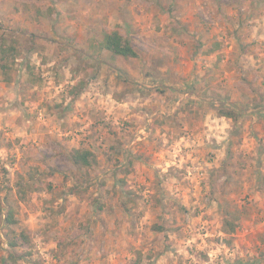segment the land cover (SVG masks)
Masks as SVG:
<instances>
[{"label": "rangeland", "instance_id": "obj_1", "mask_svg": "<svg viewBox=\"0 0 264 264\" xmlns=\"http://www.w3.org/2000/svg\"><path fill=\"white\" fill-rule=\"evenodd\" d=\"M1 37L0 264H264V0H0Z\"/></svg>", "mask_w": 264, "mask_h": 264}, {"label": "trees", "instance_id": "obj_2", "mask_svg": "<svg viewBox=\"0 0 264 264\" xmlns=\"http://www.w3.org/2000/svg\"><path fill=\"white\" fill-rule=\"evenodd\" d=\"M101 47L105 50L110 51L111 53L115 55H120L124 58H135L138 56L137 50L132 45L130 39L123 35L119 29H110L106 30L104 32V37L101 42ZM20 55V48L18 45V42L16 39L12 38H6L1 37L0 39V76L6 83H10L14 77V71L16 70V62ZM28 80H30L32 83H36L41 81V78L38 77L34 71V67L31 65H28ZM87 85L86 81L84 79H79L77 82L72 86L71 93L74 96H77L80 94L81 91L85 88ZM221 116H227L230 118L236 117V113L233 110H227L222 107V109L219 111ZM70 158L73 164L81 169V170H87L91 168L95 161L96 157L92 150L86 149V148H75L70 152ZM33 185L31 183H19L18 190L19 193L26 194L28 187H32ZM0 214L2 215V209H0ZM231 217L225 219L224 223V231L228 234H232L236 231L237 226L240 223V220L242 218V211L236 210L233 213H230ZM4 224H6L8 227L9 225L16 223V218L13 212L12 208H8L5 214V219L3 221ZM1 228V224H0ZM155 230H163V228L158 225L153 227ZM20 236L22 238V243H28L30 241L28 234L25 231H22L20 233ZM233 239V237H230V240ZM229 241V243H232V241ZM7 243L10 247L8 253L9 258L12 260H15L17 253L14 251L19 245L20 242L17 240V238L9 236L7 239ZM20 256V255H19ZM143 253L138 252L137 256L134 260H131L127 262L126 264H144L143 262Z\"/></svg>", "mask_w": 264, "mask_h": 264}]
</instances>
